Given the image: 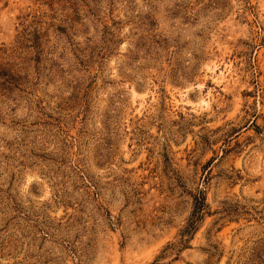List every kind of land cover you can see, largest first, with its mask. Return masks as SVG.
<instances>
[{
    "label": "rangeland",
    "instance_id": "374dc122",
    "mask_svg": "<svg viewBox=\"0 0 264 264\" xmlns=\"http://www.w3.org/2000/svg\"><path fill=\"white\" fill-rule=\"evenodd\" d=\"M0 264H264V0H0Z\"/></svg>",
    "mask_w": 264,
    "mask_h": 264
},
{
    "label": "trees",
    "instance_id": "16d2710c",
    "mask_svg": "<svg viewBox=\"0 0 264 264\" xmlns=\"http://www.w3.org/2000/svg\"><path fill=\"white\" fill-rule=\"evenodd\" d=\"M203 201H204V199H202V202ZM203 206L204 205H202L201 207H197L196 208V213H194V217H192V219H190V224H189L188 228L184 231V233H188V232L190 233V232L195 231V229L197 227L196 223L198 221L197 218L199 219V217H201V214H202V211H203Z\"/></svg>",
    "mask_w": 264,
    "mask_h": 264
}]
</instances>
